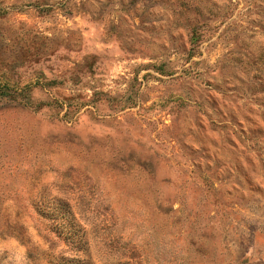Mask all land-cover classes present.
Wrapping results in <instances>:
<instances>
[{
    "label": "rangeland",
    "instance_id": "obj_1",
    "mask_svg": "<svg viewBox=\"0 0 264 264\" xmlns=\"http://www.w3.org/2000/svg\"><path fill=\"white\" fill-rule=\"evenodd\" d=\"M0 264H264V0H0Z\"/></svg>",
    "mask_w": 264,
    "mask_h": 264
},
{
    "label": "trees",
    "instance_id": "obj_2",
    "mask_svg": "<svg viewBox=\"0 0 264 264\" xmlns=\"http://www.w3.org/2000/svg\"><path fill=\"white\" fill-rule=\"evenodd\" d=\"M5 95L4 92L2 91V88L0 87V96Z\"/></svg>",
    "mask_w": 264,
    "mask_h": 264
}]
</instances>
